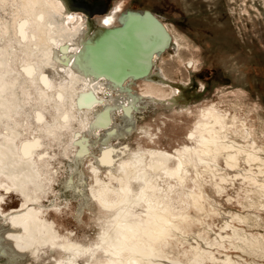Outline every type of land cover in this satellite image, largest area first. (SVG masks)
<instances>
[{
    "label": "rangeland",
    "instance_id": "1",
    "mask_svg": "<svg viewBox=\"0 0 264 264\" xmlns=\"http://www.w3.org/2000/svg\"><path fill=\"white\" fill-rule=\"evenodd\" d=\"M55 1L57 11L45 0H38L33 12L42 17L44 25L55 19L49 37L64 39L61 43L69 45L68 71L58 81H65L72 94L83 91L79 85L84 81L85 86L98 89L96 95L105 103L99 112L107 108L110 113L115 111L112 125L109 118L98 124L102 128L111 125L113 133L108 139L105 132L85 131L91 123L85 118L81 135L76 136V128L62 132L60 138L74 147V155L67 156L61 154L59 138L30 127L36 120L37 107L30 109L31 117L24 121V137L36 136L44 145L42 163L48 175L49 190L34 206L53 222L60 240L81 243L87 247L84 254L100 243L99 233L110 215L91 195L89 189L97 184L87 169L90 163L98 164L101 151L112 148L116 169L118 161L128 163L134 151L179 148L189 143L186 137L201 119V110L212 107L231 119L216 124L225 129L221 137L229 156L214 152L207 165L190 166L182 182L167 178L159 170L161 200L172 214L173 232L165 242H159L147 264H264V0ZM117 2L122 4L120 24L130 15L148 10L167 25L178 43L174 47L173 39L168 38L165 47L154 52L146 72L119 81L94 66L92 48L96 43L88 36L84 38L100 30L98 16L105 15ZM70 9L80 12L82 18L66 30L63 10ZM6 12L0 10V16H7ZM56 49L54 44L48 47L44 62H60ZM103 80L114 86L107 87ZM117 96L123 97L115 101L113 97ZM119 105L133 107L129 118L123 108L122 118ZM86 116L89 118V114ZM45 120H50L47 114ZM232 140L245 150L243 156H239ZM99 165L98 177L105 180L104 166ZM120 179L124 181L122 176ZM137 182L130 180L134 188ZM110 183L118 185L117 180ZM3 190L0 186V211L8 214L19 207L20 195ZM190 192L198 194L196 202ZM105 195L113 200L120 194L106 190ZM148 197L152 202L158 198L152 192ZM0 247V264L24 262V257L14 256L8 244L0 242ZM83 259L80 257L77 264H84ZM55 260H64L63 253L44 247L31 263L55 264Z\"/></svg>",
    "mask_w": 264,
    "mask_h": 264
},
{
    "label": "bare ground",
    "instance_id": "2",
    "mask_svg": "<svg viewBox=\"0 0 264 264\" xmlns=\"http://www.w3.org/2000/svg\"><path fill=\"white\" fill-rule=\"evenodd\" d=\"M54 1L45 0L48 7L57 11V1ZM121 5L117 2L105 15H99L97 26L100 30L94 31L93 35L88 32L84 36L96 43L92 48L94 66L117 81L127 75L146 72L154 52L163 49L168 38L173 39L171 42L174 47L178 46L167 25L161 24L158 17L148 10L132 14L120 24ZM37 6L38 0H0V10L3 13L8 11L7 16H0V186L20 195L18 208L8 214L0 211V242L8 244L15 257H24L22 264H32L31 261L38 258L39 250L44 247L63 253L64 260H55V264H77L80 257L84 258V264H147L159 242H165L164 239L173 232L172 214L161 200L163 194L158 186V179L161 178L159 170L167 178L182 182L190 166L207 165L206 161L214 152L226 156L221 137L225 129L216 124L227 123L231 119L225 118L224 113L212 107L203 108L201 119L186 137L189 143L171 151L151 148L134 151L128 163L120 160L116 169L113 168L116 166L113 162L114 153L107 146L109 151H101L97 158L98 164L90 163L87 169L97 184L96 188L89 189L90 193L98 206L110 215L99 233L100 243L95 247L97 253L91 250L84 254L87 247L81 243L61 241L53 222L34 206L49 190L48 175L42 163L44 145L36 136L31 139L24 137V121L30 119V109L37 107L36 120L30 127L39 133L50 134L56 140L59 138L61 154L67 156L68 153L73 154L74 147L62 140L63 137L60 138L62 132L69 133L70 129L76 128L79 131L76 136L81 135L85 118L91 122L85 131L95 129L98 133L105 132L108 139L113 133L110 127L115 111L110 113L107 108L99 112L102 108L99 107L105 103L98 99V89L85 86L84 81L79 85L83 91L75 94L69 92L70 87L65 81H58L68 71L66 60L69 45L61 43L64 39L60 41V38L49 37V29L55 26V19H50L52 22L46 25L42 24V17L35 16L33 12ZM63 12L66 30L75 27L82 18L80 12L74 9ZM105 20L108 22L105 23ZM89 42L85 41V48ZM53 44L57 47L55 53H60L56 54L60 62L55 65L44 62L45 51ZM74 56L72 53L71 57ZM85 65L88 67V62ZM81 67L77 68L84 72ZM103 83L107 87L114 86L110 82L107 84L106 80ZM122 97L113 99L118 101ZM119 107L122 118H129L133 107ZM122 108L128 113H124L125 117ZM45 114L49 116V121L45 120ZM88 114L89 118L86 116ZM105 118H109L111 125L98 127ZM233 143L239 150V156H243L245 150L239 142ZM147 157L148 160L145 159ZM99 164L104 166L105 180L98 177L101 169ZM147 169L153 172L150 174ZM112 180H117L118 185H112ZM130 180L138 181L137 188L131 185ZM106 190L117 191L120 195L116 199H109L105 195ZM151 192L158 197L155 202L148 197ZM190 198L196 202L198 194L190 192ZM9 264L21 263L12 261Z\"/></svg>",
    "mask_w": 264,
    "mask_h": 264
},
{
    "label": "snow or ice",
    "instance_id": "3",
    "mask_svg": "<svg viewBox=\"0 0 264 264\" xmlns=\"http://www.w3.org/2000/svg\"><path fill=\"white\" fill-rule=\"evenodd\" d=\"M108 21L107 20H105V23H107ZM6 191H11V189H6Z\"/></svg>",
    "mask_w": 264,
    "mask_h": 264
},
{
    "label": "water",
    "instance_id": "4",
    "mask_svg": "<svg viewBox=\"0 0 264 264\" xmlns=\"http://www.w3.org/2000/svg\"><path fill=\"white\" fill-rule=\"evenodd\" d=\"M130 16H131V15H130ZM130 16H129V17H130ZM129 17H128V18H129ZM128 18H127V19H128ZM127 19H126V20H127ZM92 68H93V70L96 72V69H95L94 67H92ZM96 74H97V73H96Z\"/></svg>",
    "mask_w": 264,
    "mask_h": 264
}]
</instances>
